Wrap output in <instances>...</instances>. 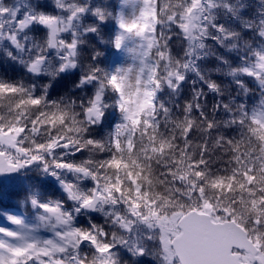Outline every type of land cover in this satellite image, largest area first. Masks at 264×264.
<instances>
[{"label":"snow or ice","instance_id":"obj_1","mask_svg":"<svg viewBox=\"0 0 264 264\" xmlns=\"http://www.w3.org/2000/svg\"><path fill=\"white\" fill-rule=\"evenodd\" d=\"M0 264H264V0H0Z\"/></svg>","mask_w":264,"mask_h":264}]
</instances>
